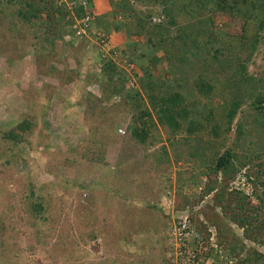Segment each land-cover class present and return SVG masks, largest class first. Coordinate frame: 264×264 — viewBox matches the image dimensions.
I'll use <instances>...</instances> for the list:
<instances>
[{
	"label": "rangeland",
	"instance_id": "1",
	"mask_svg": "<svg viewBox=\"0 0 264 264\" xmlns=\"http://www.w3.org/2000/svg\"><path fill=\"white\" fill-rule=\"evenodd\" d=\"M27 1L0 0V264H172L169 228L186 217L200 234L214 232L239 264H264V112L256 106L264 94V27L250 56L253 33L229 11L182 12L173 24L152 15L160 31L138 33L126 26L122 0H89L93 18L80 39V0L55 1L70 11L69 32L64 21L56 25L62 15L53 7L28 19L39 7ZM129 1L130 20L162 11ZM206 24L216 32L212 53L159 41L162 32L178 39L188 25ZM148 40L165 48L144 61ZM106 65L127 78L125 95L104 90L99 68ZM146 87L158 95L179 89L187 116L173 131L157 121L161 139L143 145L130 129L140 109L126 98L142 94L149 105ZM32 116L40 120L27 138L20 124ZM163 146L169 161L159 163ZM197 146L205 157L192 156ZM224 153L230 168L217 173ZM229 243L244 248L229 251Z\"/></svg>",
	"mask_w": 264,
	"mask_h": 264
},
{
	"label": "trees",
	"instance_id": "2",
	"mask_svg": "<svg viewBox=\"0 0 264 264\" xmlns=\"http://www.w3.org/2000/svg\"><path fill=\"white\" fill-rule=\"evenodd\" d=\"M55 1L57 0H52L50 2V0H28L26 3L29 4L30 6L34 7V2H37V7L32 11V15H26L24 14V16L28 17V19L30 18H36L40 16V12H42L43 10H47L48 13H50L49 10L52 11V7L55 9V11H59L62 15V18L56 20V25L60 24L61 21L63 22V25H67L69 22V18H70V11L68 10L67 6H55ZM150 3H156V5L161 6L162 11L161 12H156V9H151L149 10L150 12H148L147 16L144 18H137L138 20H130L131 15H133V13H131V11H134V6L131 5V1L129 0H122L121 1V6L119 7L121 13H125L126 15V26L128 27V30H131V26L135 27L138 26L140 28V30L138 29L137 32L141 33L142 32V28L144 27L145 30H147L148 32L151 31V29L155 30L159 27L158 24L153 23L151 21V17L152 15H156V16H164V18L168 17L169 20V24H173L176 20V16L180 13H186L188 14V12L190 11H197V12H203L206 13L207 15H210L211 12H216L218 10H222V11H226V12H231L233 14H236L237 16H239L240 18H242V31H244L246 34L247 33H253L252 37H248V41L249 43L248 46L250 47V51H249V55L251 56L253 54V50L256 48L257 46V42L259 41L258 38V34L260 33L259 31L264 27V0H147ZM50 2V7L49 8L47 6V4ZM5 6H3L2 3H0V11L3 12L6 9L3 8ZM56 7V8H55ZM157 7V6H156ZM16 13L17 14H21L20 9L17 7ZM30 9H28L29 11ZM65 10V11H63ZM176 10V11H175ZM129 14V15H127ZM78 17L82 16V11L79 10L78 12ZM66 19V20H65ZM72 19V18H71ZM72 23H74V18L71 20ZM254 21V22H252ZM200 22H203V20H201ZM71 23V24H72ZM124 23V25H125ZM160 23L161 25L162 22H157ZM207 25V26H206ZM206 25H195L192 26L188 25V27H186V30H183V32L181 33V35H177V37H169L170 34L166 32H162V34L159 36V41L160 42H169L172 41L171 43H169V46H175L174 41L176 42V45L179 44V46H177V49H179L180 47L184 46V49H186V51L188 53H193L195 51L198 50H204L207 49L212 53V49L213 46H215V44L213 43L214 41V29L211 27V24H206ZM69 25L66 26V30L72 31L71 27H68ZM147 28H151V29H147ZM160 31V30H158ZM181 32V31H180ZM166 35L168 36V38H166V40H164V36ZM149 43L146 44V49L149 50V48H151L149 52L150 54L148 55L146 52H144L145 54H140V58H142L144 61H149V58L151 59V57H154L156 55V53L159 50H162L164 47L163 44L160 43V45H156L155 41L152 40H148ZM152 41V42H151ZM151 42V43H150ZM158 44V43H157ZM154 46V47H153ZM247 46V47H248ZM202 48V49H201ZM253 48V49H252ZM167 51V50H166ZM170 51V50H168ZM205 51V50H204ZM136 55V54H135ZM146 55V56H145ZM148 55V57H147ZM181 68H179L177 70L176 69H170L166 72V74H171L174 73L176 74V72H179ZM244 69V68H243ZM99 71L101 72V78L104 81L103 86H104V90L108 93L110 92V94H123L125 95L126 90V86H128V84L126 83L127 78H123L121 77V79L123 80H118V76L120 77V74H118V71H115L114 68H110L108 65L99 68ZM147 73L148 70H146ZM247 74V73H245ZM151 75V74H150ZM186 73L184 76H182V82L183 81H187L188 79L185 78ZM247 79L245 76H243V80L248 81V82H252V79L248 77V74L246 75ZM249 79V80H248ZM162 84H169L170 82H168V79H163L161 80ZM183 86V84H181ZM168 88V89H167ZM167 89V90H166ZM146 90V94L147 97L149 98V105L152 107V109L149 107V105L145 104V100L143 99V97L141 95L136 96L134 93H130V95L128 94V98H126V101H128V104H133L135 106L138 107L139 112L136 113V115L134 116V121L131 124V135L132 137L137 141L140 142L143 145L146 144H155L156 142H158L161 137H157L155 135V131L158 130L157 127V121H159L161 124H164L166 127H168L170 129V131L175 130V128L180 126V121L177 120V117L180 118H186V114H187V110L184 107L183 104H185V95H183V93H181V91L176 90L174 88H170V87H163V89L160 91L162 94L158 95L155 92V89L153 87H149V88H145ZM164 93V94H163ZM256 101H257V108L258 110H261L264 112V94H259L258 97H256ZM238 107V104H235V109ZM235 109L231 111L230 113V120L233 119L234 114H235ZM152 112H156L158 113V118H154V116L152 115ZM163 117H166V121L163 119ZM39 118H37L35 116L29 117V119L25 120V124L22 123L20 124L21 128L24 129L26 126V131H27V138H31L34 133H35V126L38 124L39 122ZM198 123V120H196ZM194 119L190 122V126L189 128L196 122ZM230 128V126H229ZM23 134V131H22ZM10 135L12 137H14L15 139H20L18 138V134L14 133L13 131H10ZM23 137V136H22ZM13 138V139H14ZM15 141V140H14ZM16 142V141H15ZM200 149V150H199ZM160 151L163 152L162 154V158H160V162L159 163H166L169 161V152L166 146H163L162 148H160ZM204 152H202L201 147L197 146V148L192 152V156H196V159H201L204 156L203 154ZM231 165V155L229 153H224L222 154L219 159L216 161V165L214 167V170L218 173V172H227V170L230 168ZM110 180V179H109ZM110 186L111 183H110ZM212 189V188H211ZM228 193V192H227ZM230 194V193H229ZM233 194V193H232ZM228 194H226L227 196ZM230 197V198H229ZM227 198H229L228 200H230L231 198H234L231 195H228ZM233 200V199H232ZM234 202V201H233ZM42 204H36V206H41ZM232 205V203L230 202L228 204V206ZM222 219H224V217H221ZM237 219V218H236ZM235 219V220H236ZM229 220V219H228ZM213 221V220H212ZM216 222H220V220H214ZM246 219L242 220V223H246L245 222ZM218 232H220V234L223 235L224 232H226V228L223 226L222 228H217ZM249 229V228H248ZM248 231V230H247ZM169 236L171 237L172 235L169 233ZM223 240H225V238H223ZM169 245L171 247V244L169 242ZM227 247V249L230 251L231 249L233 250H243L244 246L240 245V246H236V247H232V244L229 243L228 245H225ZM231 247V249H230ZM260 256H262L260 254ZM242 262H244L243 264H253L251 259H246L245 258L242 260ZM167 264H169L170 262L167 260L166 262Z\"/></svg>",
	"mask_w": 264,
	"mask_h": 264
},
{
	"label": "built area",
	"instance_id": "3",
	"mask_svg": "<svg viewBox=\"0 0 264 264\" xmlns=\"http://www.w3.org/2000/svg\"><path fill=\"white\" fill-rule=\"evenodd\" d=\"M90 4L89 0H80L79 5L85 9V17L74 26L76 37L85 35L87 22L93 18L92 12L88 10ZM187 219L188 217L169 228V233L172 235L170 242L172 264H239L238 260L235 261L228 256L222 246L219 249V240L214 232L211 235L209 232L206 235L200 234L196 227L187 224Z\"/></svg>",
	"mask_w": 264,
	"mask_h": 264
},
{
	"label": "crops",
	"instance_id": "4",
	"mask_svg": "<svg viewBox=\"0 0 264 264\" xmlns=\"http://www.w3.org/2000/svg\"><path fill=\"white\" fill-rule=\"evenodd\" d=\"M94 1L96 2V1H98V0H94ZM96 4H97V2H96ZM158 54H159V53H158ZM154 57H155V56H154ZM151 59H153V58H151Z\"/></svg>",
	"mask_w": 264,
	"mask_h": 264
}]
</instances>
